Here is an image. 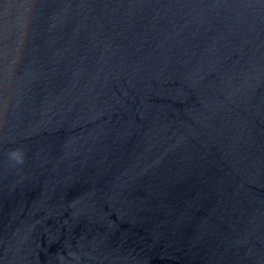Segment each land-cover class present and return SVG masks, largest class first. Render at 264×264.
<instances>
[{
	"label": "water",
	"instance_id": "water-1",
	"mask_svg": "<svg viewBox=\"0 0 264 264\" xmlns=\"http://www.w3.org/2000/svg\"><path fill=\"white\" fill-rule=\"evenodd\" d=\"M0 264H264V0H0Z\"/></svg>",
	"mask_w": 264,
	"mask_h": 264
}]
</instances>
